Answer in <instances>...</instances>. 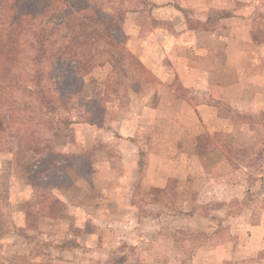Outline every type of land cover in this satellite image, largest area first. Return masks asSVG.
I'll return each instance as SVG.
<instances>
[{"label": "rangeland", "instance_id": "rangeland-1", "mask_svg": "<svg viewBox=\"0 0 264 264\" xmlns=\"http://www.w3.org/2000/svg\"><path fill=\"white\" fill-rule=\"evenodd\" d=\"M165 1L111 2L119 14L124 12L123 40L110 48L112 56L97 59L82 92L72 95L71 108L54 115L59 119L47 131L53 151L62 157L81 155L78 174L74 164L73 172L72 164L46 154L42 156L51 168L45 171L42 156L14 157L9 153L14 149L11 138L0 139V233L8 238L14 231L18 238L13 243L19 244L14 255L12 240L8 245L0 242V264H43L45 255V263H59L60 252L49 246L67 248L63 264H123L124 237L130 229L124 224L126 216H132L134 223L142 216L150 220L160 215L162 221L178 203L176 227L170 232V222H164L163 234L173 233L190 250L203 245L206 227L214 228V219L240 212L258 216L264 210V19L259 17H264V0H172L169 7ZM226 16L234 19L222 21ZM101 37L111 39L106 31ZM105 47L101 43L98 49ZM122 52L132 60L121 57ZM139 56L149 61L150 68ZM246 85L254 88V99L250 109L240 112L235 104L239 88ZM204 103L216 109L214 123H199L194 115L192 108ZM62 117L75 123L62 122ZM76 122L86 126L79 129ZM129 135L157 141L151 145L137 141L143 153L138 188H133L139 184L134 180L138 160ZM235 169L242 174H234ZM207 175L211 183L221 179L225 183L206 191ZM164 178L169 179L166 190L152 191L148 186ZM234 184L249 190L234 192ZM239 196L242 205L232 201ZM159 200L161 206L155 204ZM65 202L74 208L79 204L81 212L75 213ZM130 203H135L132 209L126 207ZM193 213L195 219L189 220ZM201 215L210 221L200 220ZM15 217L18 228L12 230ZM80 217L88 222L81 223ZM52 219L59 222L52 224ZM146 223L141 228L150 231L151 224ZM90 224L100 233V244L112 247L110 253L100 249L80 258L70 240L57 238L68 225V231L85 234ZM219 228L218 237L207 244L226 237V226ZM43 233L53 240H43ZM128 240L127 245L136 242ZM164 240L158 241V248L168 247ZM152 256L150 252L147 258Z\"/></svg>", "mask_w": 264, "mask_h": 264}, {"label": "trees", "instance_id": "trees-1", "mask_svg": "<svg viewBox=\"0 0 264 264\" xmlns=\"http://www.w3.org/2000/svg\"><path fill=\"white\" fill-rule=\"evenodd\" d=\"M112 1L0 0V139L11 138L12 156L57 155L71 169L74 164L76 174L81 171V155L56 154L47 131L54 129L55 114L71 108L72 95L82 92L97 59L112 56L110 48L123 40L124 12L119 14ZM104 31L110 41H102ZM101 43L104 50L98 49ZM61 121L73 123L64 117ZM43 156L39 159L45 164ZM48 166L43 170L50 171Z\"/></svg>", "mask_w": 264, "mask_h": 264}, {"label": "crops", "instance_id": "crops-1", "mask_svg": "<svg viewBox=\"0 0 264 264\" xmlns=\"http://www.w3.org/2000/svg\"><path fill=\"white\" fill-rule=\"evenodd\" d=\"M151 1L154 2L155 4H159L160 0H151ZM165 2H166L165 4H167V6L169 7L170 6L169 2H172V0H166ZM231 19H234V16H226L225 18H223L222 21L230 22ZM219 38L222 39L221 35L219 36ZM139 58L141 59L140 61L146 65V67L150 68L149 61H147L146 58L144 59L142 56H139ZM160 64H162V62ZM158 76L161 80H163V77L160 73ZM250 85H253V83ZM250 85L249 86L246 85V87L239 88L240 97H239V101L235 104V108L236 110L240 112L246 111L252 107V101L254 99L255 91L252 90L254 88ZM132 93L135 96H138L137 92L132 91ZM171 94L173 93L171 92ZM212 108H213L212 105L208 103H204L202 105L195 106L194 108H192V111L194 115L196 116L199 123H202V124L203 123L204 124L214 123L216 121V115L214 114L216 109L214 108L212 109ZM154 110L157 111V108H155ZM201 112H204L203 116L205 117V119L201 118L200 116ZM74 126H77L79 129H83L86 126V124L76 122ZM92 126L94 125L91 124L90 127L92 128ZM127 138L129 139L130 144H132L133 147L135 148V152L137 154L138 161L136 162L135 164L136 166L134 167V172H135L134 180H138L139 184L137 182V184H135L133 188L135 187L138 188L142 186L140 175H142L143 170L141 171L139 169L138 163L143 153L142 151H140L139 147L137 146V143H138L137 141L141 140L143 143H146L147 145L154 144L157 141L146 140L142 138V136L139 138H136L133 135H129ZM84 152L86 153L87 151H84ZM129 167L130 168L132 167L133 169V163H130ZM238 172L242 174V172L239 169H235L234 174H237ZM95 173H99V171L92 170V174H95ZM208 176L209 175L203 177V185L205 186L204 190L206 191H209V190L211 191L212 187L218 188L219 186H222L221 185L222 183H225L222 179H221L222 182L211 183L207 181L206 179V177ZM232 176L233 174L231 173L229 177H232ZM132 180H133V177H132ZM168 180L169 179L164 178L160 184L157 181H152L150 185L148 186L152 188L151 189L152 191H157V190L162 191L163 189L166 190L168 186L167 183L169 182ZM245 186L246 187L244 188V186L241 184H238V186L234 184L233 185L234 188L232 189V191L247 192L249 189L247 185ZM76 198H79V196ZM78 201H82V200H78ZM232 201L238 202L240 203V205H242V202H243L241 196L237 198H233ZM157 203L160 204V206L162 205L160 200L158 202H155V204ZM65 205L68 207L74 208V206H71L70 203L65 202ZM78 205L79 204H76L74 208L75 213L81 212L79 211ZM134 206H135V203L134 204L130 203L126 207H130V209H132ZM174 206H176L174 207V209L176 210L170 209V211H168L170 212L169 215L165 218V220L163 219L162 221H161L162 217H160V215L153 216L151 217L150 220H148L147 217L142 216L136 223H134L132 216L125 217L124 224L126 225L127 228H130V229L127 231L128 234H126V236L124 237L125 243L123 245V250H124L123 255H127V256L125 257L123 264H184L183 263L184 261H186L185 262L186 264H264V210L262 211V213L258 214V216H253V215L251 216L252 212L251 213L249 212L251 216L250 217L248 213L245 214L243 212H240L236 215H231L228 217L225 216L223 218L220 217L219 219H216V220L214 219L213 222H214L215 227L214 228H208V226L206 227L208 233L205 235L204 243L207 244L208 239L210 240V239H214V237H218L220 233L219 227L221 226L223 227L226 226V233H227L226 237L222 239L219 238L220 240H218V243L214 245H210V244L205 245L203 243V245L201 246H197L194 249L188 250L184 247V245L178 239H176L173 236L174 235L173 233H169V235L163 234L164 233L163 232L164 222H167V221L170 222V226H169L171 229L170 232H172V230L174 229L173 227H176L175 226L176 221L174 220L177 217L174 216V213L178 212V203L175 204ZM187 217L189 220H194L195 214L193 213L192 215L187 216ZM80 219H81V223L83 220V224L88 222V219H86L85 217H82V218L80 217ZM199 219L210 221L207 215H201ZM12 220L13 221L11 222L12 223L11 228L13 230L14 228H18L19 220L17 217H15ZM90 220L92 222H97V220L93 219L92 217H90ZM250 220H252V223L250 222ZM21 221L24 222L25 221L24 218H22ZM50 222L54 224V223H58L59 221L52 219ZM145 222H148L146 224H151L150 231H147V230L143 231V228H141V226L144 225ZM66 223H67V220H66ZM67 224H71V222ZM96 224L98 223H95L94 225ZM67 229L68 230L70 229V225H68ZM67 229H66V232L64 231L62 232V234H59L57 238L63 239L64 241L70 240V243H71L70 248L73 249L75 253H78L80 255V258L81 256L83 258L84 256H92L93 254H96V252L100 249H102V251L105 250L107 253H110L112 250V247H109L108 245L109 243L106 244L105 246L100 244V233L96 232V229H94V227L92 228V225L90 227V231H86L85 234H83L82 233L83 231L81 230L68 231ZM131 232H134V235ZM42 237H43V240H53L51 238H54L52 235H49L47 233H43ZM127 237L129 239L131 237L134 238L136 242H134L132 246L130 245L131 243L127 245L128 242H131V240L127 241ZM8 238L6 235H3L0 233V242H3L4 244L7 242L6 245H8V243L12 240L11 250L14 253V255H17L19 244L16 245L13 243V241L16 238H18V234H15V232L12 231L10 234H8ZM162 238L165 239L164 242L168 245L166 249L160 246L158 248V241H160ZM49 247L50 249L54 251L60 252L59 257L61 261L58 263L52 260L53 262H55L54 264H63L66 258V255L64 254L67 248L58 249L54 246H49ZM127 249H132L133 251L130 252ZM125 251L129 253L126 254ZM150 252H152L153 256L151 259L150 258L148 259L147 257L150 255ZM45 256L42 258L43 264H50V263L44 262ZM90 264H92V261L90 262Z\"/></svg>", "mask_w": 264, "mask_h": 264}]
</instances>
